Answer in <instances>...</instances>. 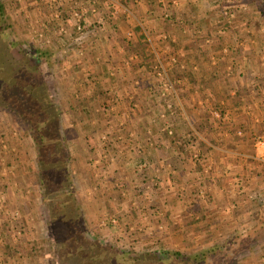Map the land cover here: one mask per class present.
I'll return each instance as SVG.
<instances>
[{
    "label": "rangeland",
    "instance_id": "1",
    "mask_svg": "<svg viewBox=\"0 0 264 264\" xmlns=\"http://www.w3.org/2000/svg\"><path fill=\"white\" fill-rule=\"evenodd\" d=\"M0 6L2 78L33 80L20 97L17 87L5 92L12 79H0V264H158L149 255L164 257L165 250L189 258L206 253L203 264H264V231L248 234L259 203L253 190H238L244 179L237 170L227 174L237 158L223 159L230 148L221 136H239V128L227 125L230 115L219 105L209 106L199 78L211 69L209 54H264V0H0ZM131 21L136 51L124 47L128 35L112 36L123 60L84 45L110 38L95 36L98 26L121 32ZM151 26L161 35L150 47L139 45ZM183 35L186 42L177 45ZM3 41L17 65L6 62ZM195 48L206 66L198 73L190 61ZM137 51L149 63L132 61ZM35 61L41 80L31 78ZM133 66L146 76L124 81ZM213 69L226 79L224 64ZM146 86L153 105L143 109L139 89ZM120 88L129 96L135 89L130 103L122 99L126 91H110ZM17 108L40 127L41 152ZM256 136L249 135L247 152L264 163L257 142L264 134ZM228 181L234 192L224 189Z\"/></svg>",
    "mask_w": 264,
    "mask_h": 264
},
{
    "label": "crops",
    "instance_id": "2",
    "mask_svg": "<svg viewBox=\"0 0 264 264\" xmlns=\"http://www.w3.org/2000/svg\"><path fill=\"white\" fill-rule=\"evenodd\" d=\"M78 9L81 10V7ZM109 25L104 26L102 24V26H98V29L95 30V36L107 33L110 36V38H105L104 36L106 34H104L103 36L100 37V39L96 41H91V40H89L90 42L84 41V45L87 47L90 46L92 48H97V49L98 48L105 49V51L107 52L106 54L103 53L105 54L104 56L105 59H110L112 61L115 59L114 62L116 61L118 62L119 60H123L125 58V55H123L124 53L118 51L119 45L116 43L118 42V39L112 38V36L114 32H118L117 34L120 37H124L128 35L129 38H126L127 42L126 43L123 42L125 44V46L124 45L123 46L127 48H132L130 49V52L136 51L133 49V46H135L136 44L134 40L135 37H134V34L131 32L133 30L132 28L133 24L131 21L129 25L125 28V31L122 30L121 32L119 31L118 28H116V25L115 26L113 24H109ZM158 27L160 28V26ZM156 28L157 27L155 26H151L148 29V31L143 29L144 31L143 35L146 38L144 40L145 42H143V44L139 43V45L150 47V45H152V43L155 42V36L158 31L156 30ZM183 28L184 26L183 27L179 26L178 30H180V32L182 33L183 32L182 30H184ZM158 34L161 35L160 33H157V35ZM103 37L105 39H103ZM184 38L185 37L183 35L179 40L176 41L177 42L176 44L181 45L183 42H186V41H183ZM123 43H120V44H123ZM111 48H114V49L112 50ZM218 55H215L214 53L209 54V60L207 61V63H208V66L211 67V69L204 73L203 72L200 73L201 75L199 78L205 79V82H206V84H204L203 86H201L202 84L200 85V87L202 88L200 92L202 94L205 93V101L209 104V106L213 110H215V108L212 107V105L215 106L217 104L219 106L216 108L224 109L227 112L228 116L230 115L229 119H231V123H227L229 127L235 126L236 128H239L237 131L239 136H234L233 133L230 134L228 132L224 133V135L221 136L223 144H227L228 147L230 148L226 151L227 154L223 155L224 156L223 159H230L231 156H234L238 160L237 165H236L237 167L233 169L230 167V169L232 170H230L229 173L227 174H232L233 176L234 175L236 176V172H237L236 177L239 178L240 180L242 178L244 179V181L239 183L238 190L243 185L244 186L243 190L246 189L247 191H249L251 189L254 191V195L256 196L255 198L256 204L264 203V163L257 161L256 160L257 156H251L247 152L248 151L247 147L250 142L249 135L251 133H254L255 136L256 134H258L259 136L264 134V54L257 55V56L250 55V56L241 57L240 54L238 53V55H233V56L229 55L228 57L226 56L227 58L224 57L222 59L219 58ZM132 57L134 58H131V60L134 62L135 60L140 61V59H142L141 61L145 63L146 56H144L143 53L140 51H137V53L134 54ZM149 58L150 57H148V59L146 60V62L148 63H149ZM190 59H191L190 61H192L191 66L193 63L195 64V66H193L192 68L194 72L198 73L197 69L200 67V65L202 66V68L204 67L206 68L203 62L204 61L203 58L200 59L199 55H197L196 48L194 52L192 53ZM251 61L254 64H252ZM144 63H143V66H144ZM221 64H222V68L224 64V67H226V71L228 72L226 74L225 80H222L223 79L222 77L218 78L220 77V75L218 76V71H215L213 69L214 66L219 67ZM245 64L249 66L247 67V70L250 69L251 67L250 69L251 72L248 71V75L245 74L246 72H243V69H244L243 67ZM192 69L190 68L189 70H191L193 73ZM234 69H236L235 72L233 71ZM101 73L103 72L99 71L97 76H102ZM126 73L127 74L123 76V77H126V78H123L124 81L126 80L129 81L130 79H133V77L138 80L139 79L138 76L140 75L142 78L146 76V71H144L142 67H140L139 69L138 66L131 67V71L128 69L126 70ZM220 73L222 72L220 71ZM194 78H196V76L195 74L194 75L192 74L193 81H194ZM221 80L222 82H219ZM195 82L197 83V81ZM197 84L199 87V80ZM134 90H132L133 93H135ZM139 90H140L139 92H141V95L143 96V99L141 101L144 104L143 109H147V107L149 108L150 105H153V102L151 99L152 94H151L150 86L149 87L146 86L145 90H141V89ZM146 90H147V93L149 92L148 95H146V93L145 94L142 93V91L145 92ZM192 90L194 91V93ZM110 91L112 94L115 93L116 95H119V94L121 95L123 94V91H126L124 93L125 96L122 99H125V97L127 96L126 101H128L129 103L131 102V100H129L131 98L129 97H134L135 95L132 93L129 96L131 91L127 92L126 89L122 90L121 88H120V91L117 89H113ZM191 92H192L191 96H195V94L197 93L196 89L194 88H191ZM120 104L121 103L119 102L118 105ZM194 105L196 106V104H193V107ZM191 113H193L192 110H191ZM214 127L217 128V124L215 121H214ZM246 129L247 131H244ZM236 147H239V150L237 151L233 150ZM260 148L263 149V147H260ZM256 151H258L257 148H256ZM248 157L253 158V161L248 163ZM212 158H214V160L217 159L216 156H212ZM180 166L181 165H179L178 167ZM180 169L182 170V168ZM234 170H237V171L234 173ZM230 182L231 181H228L226 183L224 182V186L227 185V183H229L228 184L229 186L227 185L226 188L224 189L231 190L234 192V188ZM248 182H252V184L250 185L248 184ZM246 201H249V200L245 199V202ZM247 206H249L248 209L251 207L250 205H247ZM254 223H257V219H256V222Z\"/></svg>",
    "mask_w": 264,
    "mask_h": 264
},
{
    "label": "trees",
    "instance_id": "3",
    "mask_svg": "<svg viewBox=\"0 0 264 264\" xmlns=\"http://www.w3.org/2000/svg\"><path fill=\"white\" fill-rule=\"evenodd\" d=\"M0 11H2V6H0ZM173 17H175L174 15H173ZM4 42V41H3ZM2 42V43H3ZM8 42V41H7ZM2 46H4L8 51L10 50V55L8 54V56H7V58H8V60L6 61V62H8V63H14V64H16L17 65V62H18V58H17V56L16 55H13V54H11V49L13 48L12 47V45H10L9 44V42L8 43H6V41L4 42V44L2 45ZM18 49H20L21 51H23V53L24 52H26V49L23 47L22 48V45L20 44L19 45V47H18ZM19 50V51H20ZM21 54V53H20ZM41 55H42V53H41ZM41 55L39 56V58H35V60H39V59H41ZM38 65H39V63H37V61H35L34 62V67H31L32 69H33V72L31 73V78H33V77H37V79H42V77H41V75H42V72H41V70H40V68L38 69ZM4 69H7L6 67H4V68H2L1 70H3L4 71ZM2 72L0 71V79L1 80H3V82H8V80H9V82L11 81V79H12V81L14 82H12V84H8L7 86H6V88H5V92H8L9 90H11V89H13L14 87H17V90H19V91H16L17 92V94H19V96L21 97V94H26V92H22L21 90H23L22 89V87H24V83L26 84V86L27 85H29V84H27L28 82H32L33 80L32 79H30V78H24L23 80H21V82H17L18 81V79L16 78V77H14L13 76V78H12V75H11V73H9V75H6L7 76V78H5V80L2 78ZM185 75H187L186 77H187V79H188V81L191 83V80H192V74H191V72H190V70L189 69H187L186 71H185ZM23 81V82H22ZM33 83V82H32ZM14 86V87H13ZM2 87V86H1ZM81 89V88H80ZM24 94V95H25ZM26 95H28V93L26 94ZM7 99H9L10 100V102H9V100H8V102L7 103H5V102H3V101H1V104L2 103H4V104H2L3 106H9V105H11L12 104V100L10 99V98H8L7 97ZM79 99V101H78V103L77 104H79L81 107V109L82 108H84L85 109V105L83 104L84 102H82L81 100H80V98H78ZM25 101L27 102L28 100L27 99H25ZM5 108V107H4ZM6 109H8V108H6ZM25 110H26V108H25ZM15 112L17 113V115L20 117V119H21V121L22 122H24V123H26L27 124V129L29 130V129H32V130H34L35 131V134H34V140H35V142L37 143V146H38V152H41V149H43V148H45V144L44 145H39V139L41 140V138H43V136H42V134H41V132L39 131V129H40V127H39V129L37 128V126H33V123H32V119L31 118H29V117H27L25 114H24V110H21V109H15ZM49 121V120H48ZM48 121H43V124L42 125H44V127H46L47 126V122ZM44 127H42L43 129H44ZM56 128V127H55ZM56 134H57V136H56V138H54V139H57L58 137H59V133H58V128H56ZM40 146V147H39ZM42 174H44L43 173V170H42ZM258 206V207H257ZM256 206V213L259 215V218L257 219V224H255V227H253V230H251L250 231V233H248V234H251V235H254V237H256L257 236V233L259 234V233H262L263 231H264V216H262V214H263V212H264V203H260V204H258ZM212 219V218H211ZM251 239L252 238V236L250 237V236H248V237H246V239ZM244 239H245V237H244ZM159 241H161V242H163L162 240H159ZM214 249L216 248V247H213ZM247 247L245 246V249H246ZM154 254H156V252H154ZM149 255V254H147V255H149V256H154L153 258H152V260H157L158 261V264H203V262H202V258L201 257H203V256H206L205 254L206 253H197L196 255H194V257L192 256L191 258H189V256H185L184 254H182L181 252H179V251H169V250H165V252H164V257H162V255L161 254H159V255H157V256H155V255ZM155 264H157V262H155Z\"/></svg>",
    "mask_w": 264,
    "mask_h": 264
},
{
    "label": "built area",
    "instance_id": "4",
    "mask_svg": "<svg viewBox=\"0 0 264 264\" xmlns=\"http://www.w3.org/2000/svg\"><path fill=\"white\" fill-rule=\"evenodd\" d=\"M257 142H258V145H259L260 147H263V148H264V137H260V138L257 140ZM260 159H264V153L261 154Z\"/></svg>",
    "mask_w": 264,
    "mask_h": 264
}]
</instances>
